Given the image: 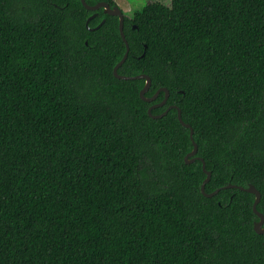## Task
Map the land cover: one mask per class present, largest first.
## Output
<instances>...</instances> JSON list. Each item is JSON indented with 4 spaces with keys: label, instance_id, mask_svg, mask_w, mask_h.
Instances as JSON below:
<instances>
[{
    "label": "trees",
    "instance_id": "obj_1",
    "mask_svg": "<svg viewBox=\"0 0 264 264\" xmlns=\"http://www.w3.org/2000/svg\"><path fill=\"white\" fill-rule=\"evenodd\" d=\"M123 17L117 74L163 106L114 76L117 17L0 0V264H264L254 195L224 189L264 217V0Z\"/></svg>",
    "mask_w": 264,
    "mask_h": 264
},
{
    "label": "water",
    "instance_id": "obj_2",
    "mask_svg": "<svg viewBox=\"0 0 264 264\" xmlns=\"http://www.w3.org/2000/svg\"><path fill=\"white\" fill-rule=\"evenodd\" d=\"M81 3H82V5H83V7H84L86 10H88V11H93V12H94V11H97V10L103 8V9H104V12H105L106 14L111 15V16H115V17H117L118 20H119V33H120L121 38H122V40H123V42H124V44H125V47H126V53H125L124 57L122 58V60H121V61H120L115 67H114V69H113V74H114V76H115L117 79H121V80H136V79H143V80H145L146 83H145L144 88H143V89L141 90V92H140V98H141L142 100L146 101V102H151V101H153V100L158 96V94H159L160 92L163 91V92L165 93V98H164L163 102H162L160 105H158V106H163V105L166 103V100L168 99V94H169L168 91H167L166 89H160V90H159V91H158V92H157L152 98H150V99H149V98H145V97H144V93L147 91V89H148V87H149V85H150V79H149L147 76H145V75H141V76H136V77H125V76H120V75L117 74L118 69H119V68L122 66V64L125 62V60H126V58H127V55H128V52H129V46H128V43H127V41H126V39H125L124 33H123L124 17H123L122 11H121L118 7H115V8H113V9H111V8H110L107 4H105V3H99V4L94 5V6H89V5H87L86 2H85V0H81ZM93 18H94V16L90 17V18L88 19V21H87V24H88V22H89L91 19H93ZM102 23H103V22H102ZM102 23H101V24H102ZM98 28H99V26H98L97 28H95V29H98ZM155 107H156V106H153V107H151V108L148 110V115H149L150 117H152L153 119H158V118L163 117V116L167 113V111H168L170 108H172V107H169V108H168L163 114H161V115H159V116H152V115H151V110L154 109ZM177 118H178V121L180 122V124H181L182 126H184L185 128H187V129L190 130V138L192 139L193 132H192L190 126L187 125V124H185V123L182 121L180 110H178ZM193 144H194V150H193V151H192V152L186 157V163H191L193 160H188L187 158L196 154L197 146L195 145L194 142H193ZM204 167H205V166H204V164H203V170H204V172H205L206 175H207V179L205 180L204 183H207L208 180H209V178H210V173H209V172H206ZM224 189H237V190H240V191H243V192H247V193H250V194L254 195V197H255V201H254V204H253V212H254L255 215L259 218V222H257V223L254 224V231H255L257 234H264V217H263L262 214L258 213L257 210H256V205L258 204V202H259V200H260V194H259V192L256 190V188H255L254 186H252V185L249 186L248 188H243V187H240V186H234V185H228V186H226ZM201 191H202V193H203L206 197L210 198V197L214 196L215 194H217L219 190H217L216 192H214V193H212V194H205V193H204V184H203V185H202V188H201Z\"/></svg>",
    "mask_w": 264,
    "mask_h": 264
},
{
    "label": "rangeland",
    "instance_id": "obj_3",
    "mask_svg": "<svg viewBox=\"0 0 264 264\" xmlns=\"http://www.w3.org/2000/svg\"><path fill=\"white\" fill-rule=\"evenodd\" d=\"M125 16H132L134 12L140 11L146 4L159 2L164 6L170 5V0H113Z\"/></svg>",
    "mask_w": 264,
    "mask_h": 264
}]
</instances>
